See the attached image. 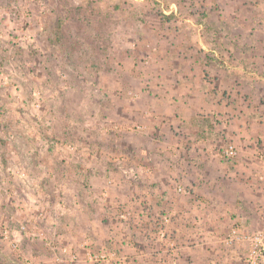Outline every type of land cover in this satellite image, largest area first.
<instances>
[{
  "label": "rangeland",
  "instance_id": "1",
  "mask_svg": "<svg viewBox=\"0 0 264 264\" xmlns=\"http://www.w3.org/2000/svg\"><path fill=\"white\" fill-rule=\"evenodd\" d=\"M193 118L218 141L198 159L174 129ZM263 119L264 0H0V264H142L129 247H176L179 211L220 221L207 262L243 264L225 240L264 234Z\"/></svg>",
  "mask_w": 264,
  "mask_h": 264
},
{
  "label": "crops",
  "instance_id": "2",
  "mask_svg": "<svg viewBox=\"0 0 264 264\" xmlns=\"http://www.w3.org/2000/svg\"><path fill=\"white\" fill-rule=\"evenodd\" d=\"M180 88H182V87H180ZM185 90H187V92L183 93V97H182V95H180V98H182V100H183V102H180L182 104L181 107H182L183 112H186V107L188 106L187 105L188 104L187 103L188 98L190 99L193 96L190 94L191 91H189L190 89L188 87H185ZM178 92H179V90L177 87V89H173L174 94H169L167 96V97H169L170 102L171 101L175 102V97H176L175 93H178ZM166 94H167V92H166ZM157 105H159V103ZM207 106H209V105H207ZM150 111H151V113H153L152 110H150ZM146 115L147 114H145L143 120L148 121V117ZM179 116L180 115L178 114L177 118H179ZM139 117H140V115H139ZM156 119H157V116L155 113H153V117H150L149 121L152 122ZM243 119L247 120V117H242L241 123L243 122ZM176 122L177 123H175V124H178V125H174V129H176L177 132H179L178 134H177V132L175 134L176 142L179 144L180 143L183 144V142L190 140L191 141L190 143L194 144V146L191 147L190 151L187 149H184L182 151L183 153L186 151H189L195 159H198L200 154H205L210 149V146H215L218 144V141H216V139H213L211 137L203 139L202 133H198L196 135L195 131H190L194 122H195V124H198L195 121V118H193L191 121H187V122L184 121V124H182V122L178 119H176ZM147 124H149V123H147ZM182 128L189 130L186 135H183L181 133ZM155 131H156V133L159 132L158 129L157 130L154 129V132ZM142 133L145 135L150 134V138L154 139V141H156L157 138L159 137V136H156V133L154 134L151 131H148V126L144 129V131ZM214 136H215V134H214ZM237 139H240V138L237 137ZM240 143L243 145L242 151L247 153V150L249 149L247 147V141L246 140H242V141L240 140ZM176 146H179V145L176 144ZM175 151H177V149H175ZM162 152H165V150L164 149L163 150L157 149L154 151V153H156V154L159 153L158 156ZM133 162H134V159H133ZM133 168L136 170L137 167H135V165H134ZM249 193L251 195L250 197L258 196V199L262 195L261 192H257V191H254V193L249 191ZM151 201L153 202V199ZM180 201L181 200L177 196H175V198H173L172 196L170 197L167 195H161L156 200V202L160 203V204L170 203L172 207H173V204H175V207H176V205L179 204ZM239 203L242 204V206L245 207L246 209H249L250 204H252V203L255 204L257 202H255V200L247 197L246 199L241 200ZM177 214H178V216H176V215L173 216L171 213L166 214L168 219L166 216L164 217L163 220L165 223L162 222V224L165 225V228H163L162 229L163 232L160 233L161 235H162V233L167 234V238L170 237L172 240L174 239L173 241L177 240L176 241L177 246L174 248H170L168 246H165L164 250L162 248H158V249L148 248L145 250V252L142 255L140 254V252H141L140 249H135L133 247H129V252H131V260L130 261H133V262L138 261V262H142V264H156L157 263L156 260L161 259L160 260L162 262L161 264H189V259H190V260H192L193 264H203L205 261L207 262V260L209 261L210 259H215L217 255H215V253H214V251H215L214 247H213V245L209 244V241H207V239H209L208 238L209 236L213 237L212 233L216 232V231H214V229H218L220 221L218 220L217 222L214 223V225L216 226L215 228L209 227L208 229H199L200 228L199 227L200 224L198 223V222H200L199 216L196 215L197 218L195 220H194V218H195L194 216L190 217L192 220H194V223H192V221H191V225H186L184 221L187 218H189V215H184V214H182L181 211H179ZM236 216H238L237 219L239 221H242V222L248 221L249 226H250V224L256 225L257 221H259L256 216H254V217L247 216V215L243 214L241 211H240V213H236ZM257 226H253V227L258 228ZM195 238H197V239L195 240ZM190 240H193V242ZM188 241L192 242V244L188 245L187 244ZM154 250H155V252H154ZM218 252L221 255L226 254V252L224 253L222 250L220 251L219 249H218ZM209 253H212V254L210 255ZM210 262H207V264H209ZM15 264H19V263H15ZM210 264H214V261H212ZM225 264H227V262Z\"/></svg>",
  "mask_w": 264,
  "mask_h": 264
},
{
  "label": "built area",
  "instance_id": "3",
  "mask_svg": "<svg viewBox=\"0 0 264 264\" xmlns=\"http://www.w3.org/2000/svg\"><path fill=\"white\" fill-rule=\"evenodd\" d=\"M222 156L225 159H232L235 156V150L232 145H229L224 151H222ZM23 228V227H22ZM238 240L243 242L245 240L249 241V250L243 264H264V234L261 232H254L250 235L239 231L237 228H232L229 232L228 238L225 240L226 244L232 243ZM104 255H95L96 261L102 260Z\"/></svg>",
  "mask_w": 264,
  "mask_h": 264
}]
</instances>
